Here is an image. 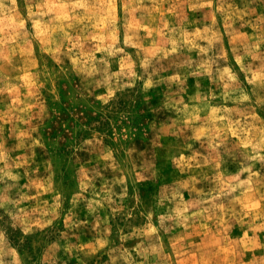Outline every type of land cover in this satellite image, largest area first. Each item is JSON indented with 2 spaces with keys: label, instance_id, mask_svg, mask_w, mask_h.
Segmentation results:
<instances>
[{
  "label": "rangeland",
  "instance_id": "1",
  "mask_svg": "<svg viewBox=\"0 0 264 264\" xmlns=\"http://www.w3.org/2000/svg\"><path fill=\"white\" fill-rule=\"evenodd\" d=\"M37 2L17 0L14 11L10 5L0 11V169L16 177L0 182V199H15L12 220L33 225L21 245L26 264H126L125 254L131 264H264V181L252 178L235 192L226 183L225 194L213 201L209 193L217 184L207 161L198 163L207 156L195 138L203 125L181 126L167 106H192L198 83L201 97H219L226 84L232 87L223 67L244 79L233 51L264 31V0L248 5L252 15L242 18L235 11H247L244 0H213L198 9L176 7L175 0H119L117 16L143 38L140 55L150 63L172 46L170 36L181 39L169 29L182 27L185 42L183 55L161 61L150 85L142 80L122 90H115V81L113 87L101 83V68L109 75L127 69L122 54L103 50L107 40L88 39L104 33L83 30L89 23L84 10L54 0L44 17L52 23L37 26L29 14L38 11ZM208 40L213 52L227 53L220 72L212 65L215 79L192 63L200 53L188 50L189 41L205 47ZM124 50L137 60V47ZM245 65L262 72L258 59L249 56ZM174 74L180 79H165ZM221 104L243 123L242 107L211 102ZM199 115L210 123L217 113ZM255 115L264 120V106ZM228 173L234 185L238 166ZM21 237L17 228L16 244Z\"/></svg>",
  "mask_w": 264,
  "mask_h": 264
},
{
  "label": "clouds",
  "instance_id": "2",
  "mask_svg": "<svg viewBox=\"0 0 264 264\" xmlns=\"http://www.w3.org/2000/svg\"><path fill=\"white\" fill-rule=\"evenodd\" d=\"M67 5L74 9H83V18L89 23L84 25L83 30H87L90 27L100 29L104 34L96 35L95 37H89L88 39H95L103 42L108 41L107 45L103 47L104 51L109 52L111 55L113 50L115 53L122 54L125 67L127 70H122L119 73L109 75L107 68H101L99 73L102 74L101 83H108L110 87H113L111 81H115V90H122L123 88H135L137 81H147L146 86L151 84V78L161 70V61L166 60L168 57L179 59L181 52L185 48V42L182 38L184 35L183 28L177 27L175 29H169L170 33L178 34L181 39L177 42L176 39L169 37L171 43L170 48L164 49L162 55L152 57L154 63L149 62L148 57L140 55L142 49L139 47V42L143 39L138 33H132L130 30L133 28V24L128 22L125 18L121 22L117 16V5L119 0H66ZM142 3L143 0H138ZM156 3L157 0H152ZM161 3L165 0H160ZM247 11L240 12L238 9L235 11V15L243 17L245 15H252L250 4L257 3V0H244ZM54 0H38L36 7L37 12L29 10L30 16L36 17L34 22L37 26L41 23H52V19L47 22L44 21V17L52 10ZM213 0H175L176 7H182L188 5L193 9L202 7H211ZM17 0H0V11L9 10L8 6H11L10 10H15ZM56 5L64 7L65 4L59 3L56 0ZM127 8V3H125ZM44 9H48L45 11ZM182 19V13H178ZM246 24H251V21H245ZM22 26V25H21ZM121 30H123V39L121 40ZM210 28L204 29L205 34L210 32ZM195 35V34H194ZM133 37L136 38L137 44H133ZM201 39H207V36H201ZM247 39L251 41L246 45L245 49L241 51L236 49L233 51L236 64L239 65V69L244 73V79H240L238 75L230 68L223 67L222 73L227 74L228 80L231 81L232 87L228 88L225 85V90L221 92L220 96H216L215 93H211L208 96L201 97L199 93L200 84H197V94L192 98L193 105L170 104L168 107L174 108L177 113V120L181 126L191 128L193 125L200 122L203 127L196 134V139L200 140L205 145V151L207 156L199 161V164H203L204 160L207 161L208 173H210L209 179L214 180L217 184V188L213 191L215 194L209 193L213 201H218L220 196L225 194L224 185L227 183V188L230 191L235 192L238 187H246L249 185V181L252 178H256L255 182L259 184L264 181V176L261 173L264 172V120H261L259 116L255 115L256 107L264 106V51H261L260 46L264 44V31L257 32L254 36H248ZM123 45V46H121ZM212 41L208 40V45L201 47L199 44L188 42V50H197L200 53V60L192 63H196L198 67L207 72L210 77L215 79L214 74L211 72L213 64L217 65V72L221 71L220 64L228 63L227 53L225 51L218 50L213 52ZM125 47L132 48L137 47V60L133 62L129 58V53L125 52ZM235 48V46H233ZM212 52V55L208 54ZM253 60H259L262 68V72L256 75L252 72L250 67H246L245 60L248 57ZM100 63H106L101 61ZM192 63L188 64V67H192ZM133 64L136 65L133 68ZM203 74V73H201ZM165 79L171 81H177L180 79L178 75H171ZM223 79V75L220 77ZM246 81V83H245ZM114 95L115 93H111ZM200 101L196 105V101ZM222 100L226 104L231 102L237 107H242L245 115L244 121L231 119L232 109H229L221 104L219 107H212V101ZM211 110L215 115L211 122L205 119H201L199 113ZM231 165L238 166V173L235 177H232L236 181L233 185L228 183L230 173H228V167ZM244 173L248 174V180L240 181L239 176ZM15 180L16 177L11 176L7 171L0 169V182H3L5 178ZM18 194V193H17ZM259 200L264 202V193L259 194ZM17 201L12 198L0 199V264H26V258L21 254V245L24 243V237L29 236L32 233L33 225L25 218H21L19 221L12 220L13 210L16 209ZM222 204H218L217 207H221ZM7 217V219L5 218ZM23 225V227H21ZM17 228L23 232L20 244L15 243V234ZM126 264H131V259L128 254L124 257ZM147 257H145V260Z\"/></svg>",
  "mask_w": 264,
  "mask_h": 264
}]
</instances>
